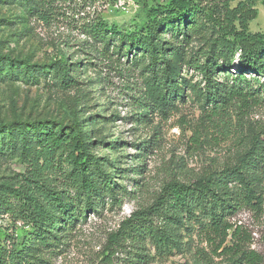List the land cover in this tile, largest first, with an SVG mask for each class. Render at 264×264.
<instances>
[{"label":"trees","instance_id":"trees-1","mask_svg":"<svg viewBox=\"0 0 264 264\" xmlns=\"http://www.w3.org/2000/svg\"><path fill=\"white\" fill-rule=\"evenodd\" d=\"M102 1L25 0L24 8L49 25L63 21L61 7L79 13ZM138 3L140 21L132 28L110 25L98 16L79 25L72 22L88 50L113 65L123 59L138 72L142 91L136 106L143 117H167L189 101L212 120L224 121L234 110L264 102V33L249 30L264 0ZM78 68L61 50L48 65L0 55L1 80H43L61 91L76 88ZM77 112L68 126L48 120L0 123V162L15 159L23 167L0 183V217L27 227L20 239L0 235V264H54L87 215L118 208L129 194L123 186L128 170L122 167V142H106L100 124ZM144 144L133 147L145 152ZM263 204L264 124L248 130L242 148L221 169L188 183L166 182L149 205L120 223L110 251L129 263L148 264L153 256L147 244L164 259L182 253L188 245L183 238L194 235L204 238L215 256H224L226 264H259V256L246 247L242 228L230 220L242 210L261 212Z\"/></svg>","mask_w":264,"mask_h":264},{"label":"rangeland","instance_id":"rangeland-1","mask_svg":"<svg viewBox=\"0 0 264 264\" xmlns=\"http://www.w3.org/2000/svg\"><path fill=\"white\" fill-rule=\"evenodd\" d=\"M24 3L25 0H0V55L26 60L31 65H48L58 58L61 50L68 54L69 63H79L78 85L61 91L47 86L43 80L26 84L0 79V123L48 120L68 126L75 111L79 118L92 116L100 124L106 142H122V167L128 170L123 186L129 194L122 204L115 209L106 207L100 215H87L86 222L77 225L54 264H132L121 253L113 256L110 251L115 242L112 234L120 223L132 212L149 205L166 182L188 183L230 163L242 148L248 130L264 124V102L252 109L234 110L224 121L212 120L197 103L189 101L178 105L167 117L152 113L143 117L136 106L142 91L138 72L123 59L113 65L88 50L85 37L73 30L72 22L75 20L79 25L98 16L110 25L132 28L140 21L138 0H104L79 13L77 9L73 12L61 7L58 13H64L63 21L49 25L30 15ZM256 8L258 15L250 22L249 30L264 33V9L260 4ZM194 80L199 77L194 76ZM141 142L148 146L145 152L133 147ZM133 170L140 173L135 175ZM19 172H23V167L17 160L0 162V183ZM116 182L120 185L121 181ZM230 223L242 228L249 240L247 249L259 256V264H264V204L261 212L240 211ZM26 230L27 227L0 217V235L7 233L20 239ZM183 242L188 247L192 245V249L184 246L182 253L164 259L156 256L147 244L146 249L153 256L148 264H226L224 256H215L213 247L204 238L192 235L184 237Z\"/></svg>","mask_w":264,"mask_h":264},{"label":"built area","instance_id":"built-area-1","mask_svg":"<svg viewBox=\"0 0 264 264\" xmlns=\"http://www.w3.org/2000/svg\"><path fill=\"white\" fill-rule=\"evenodd\" d=\"M121 8H122L123 10H125V7H124V6H122V5H121Z\"/></svg>","mask_w":264,"mask_h":264}]
</instances>
